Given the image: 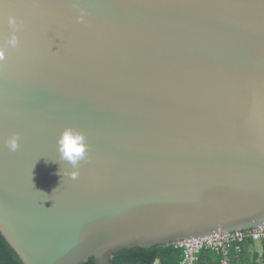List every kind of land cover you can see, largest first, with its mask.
I'll return each mask as SVG.
<instances>
[{
  "label": "water",
  "instance_id": "water-1",
  "mask_svg": "<svg viewBox=\"0 0 264 264\" xmlns=\"http://www.w3.org/2000/svg\"><path fill=\"white\" fill-rule=\"evenodd\" d=\"M0 47V234L23 264L264 224V0H0Z\"/></svg>",
  "mask_w": 264,
  "mask_h": 264
},
{
  "label": "built area",
  "instance_id": "built-area-1",
  "mask_svg": "<svg viewBox=\"0 0 264 264\" xmlns=\"http://www.w3.org/2000/svg\"><path fill=\"white\" fill-rule=\"evenodd\" d=\"M260 245V249L255 248ZM251 252L254 264H264V224L249 230H237L232 232H217L210 236L186 240L177 244L183 250L181 264H200V255L205 250L215 252L220 256L219 264H231L232 256L238 259L244 253L245 247ZM253 247V250H252Z\"/></svg>",
  "mask_w": 264,
  "mask_h": 264
},
{
  "label": "trees",
  "instance_id": "trees-1",
  "mask_svg": "<svg viewBox=\"0 0 264 264\" xmlns=\"http://www.w3.org/2000/svg\"><path fill=\"white\" fill-rule=\"evenodd\" d=\"M246 245L240 259L232 256L231 264H251ZM183 250L172 245H159L151 248H131L119 251L111 258V264H181ZM220 256L210 250L200 255V264H219ZM0 264H23L16 252L0 234ZM81 264H98L93 258Z\"/></svg>",
  "mask_w": 264,
  "mask_h": 264
},
{
  "label": "clouds",
  "instance_id": "clouds-1",
  "mask_svg": "<svg viewBox=\"0 0 264 264\" xmlns=\"http://www.w3.org/2000/svg\"><path fill=\"white\" fill-rule=\"evenodd\" d=\"M8 23L14 33L19 30V26L14 17H9ZM6 44L8 48L18 47V37L13 34ZM6 51V48L0 47V62L6 58ZM20 139L21 137L18 134L13 133L5 140L4 146L9 152L14 153L20 147ZM57 145L59 161L71 167V171L67 173L68 178H77L79 164L87 159L88 145L86 136L82 132L68 127L58 137Z\"/></svg>",
  "mask_w": 264,
  "mask_h": 264
},
{
  "label": "rangeland",
  "instance_id": "rangeland-1",
  "mask_svg": "<svg viewBox=\"0 0 264 264\" xmlns=\"http://www.w3.org/2000/svg\"><path fill=\"white\" fill-rule=\"evenodd\" d=\"M255 248L257 249V250H259L260 249V245L259 244H255ZM252 250H253V247H252ZM248 255L250 254L251 255V252L250 251H248V253H247ZM250 259H249V262L251 263V264H254V260H253V257H249Z\"/></svg>",
  "mask_w": 264,
  "mask_h": 264
}]
</instances>
